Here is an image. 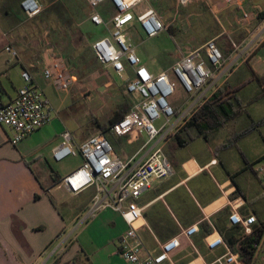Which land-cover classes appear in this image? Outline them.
Listing matches in <instances>:
<instances>
[{
    "label": "crops",
    "instance_id": "crops-1",
    "mask_svg": "<svg viewBox=\"0 0 264 264\" xmlns=\"http://www.w3.org/2000/svg\"><path fill=\"white\" fill-rule=\"evenodd\" d=\"M36 1L41 12L28 19L20 10L21 0H0L2 104L10 102L23 85L22 71L29 73L47 99L50 90L57 94L41 75L50 56L59 55L56 39L70 40L68 33L76 34L87 46L86 56H93L91 43L108 36V29L90 23V10L84 0L81 10L76 9L74 0ZM174 3L175 0H144L133 11V20L124 27L127 38L132 43V34L139 35L141 45L151 43L152 55L165 58L162 67L156 69L151 61L156 56H151L149 61V57L143 54L139 57L135 50L141 64L155 75L168 72L180 55L201 49L207 40H213L224 54L226 67L231 61L236 62L217 81V88L209 90L207 98L225 86L228 92L223 99L229 103V109L225 110L223 127L217 131L203 137L190 129V139L184 147L176 148L173 137L163 145L174 173L155 182L138 198V204L146 205L143 214L146 227L141 226L138 231L148 233L153 248V237L163 242L177 236L178 225L182 228L197 225L191 237L197 254L179 237V247L172 253V260L175 264H188L193 260L197 261L192 264H212L225 251L221 246H210L214 233L209 222L223 242H226L223 231L230 233L226 236L228 240H236L241 235V228L229 223L231 208L241 218L252 215L259 225H264V189L258 174V169L264 165V19H257L261 8L264 9V0L243 1L242 12L249 15L246 21L241 10L226 4L225 0H206V4L200 0L198 8L193 10H186L185 6L179 8ZM145 9L155 10L162 17L168 10L177 9L175 23L165 25V31L156 37L146 38L135 20L136 14ZM74 11L77 19L68 22ZM97 11L109 27L113 14L111 3L104 1ZM254 20H258L257 23H253ZM89 26L97 29L96 36L90 37L85 32ZM168 37L172 43L160 41ZM156 40V44H152L151 41ZM171 44L174 52H171ZM5 46L12 48L17 57L6 53ZM175 53H178L176 59ZM248 56H252L249 61ZM102 67L110 79L108 71L112 69ZM124 68V75L119 78L123 80L120 89L129 103L124 86L132 73L126 64ZM72 97L71 92H64L56 110ZM50 105L55 109L53 103ZM57 115L16 146L9 143L10 131L0 126V264H126L117 252L119 239L127 227L116 212L105 209L84 227L77 225L91 202L94 189L68 193L59 184L64 175L54 167L58 162L52 159L51 153L59 145L64 131L70 133L75 147L93 135L87 136L82 117L79 126L72 115L59 116L60 119ZM134 141L121 154L115 153L110 144L117 157L141 160L148 151V147L141 149L146 141L141 144L140 140ZM212 160L215 163H210ZM81 163L80 158L73 168ZM166 223L173 227L172 231L160 228ZM253 229L256 230V226ZM178 249L183 255L174 259Z\"/></svg>",
    "mask_w": 264,
    "mask_h": 264
},
{
    "label": "built area",
    "instance_id": "built-area-1",
    "mask_svg": "<svg viewBox=\"0 0 264 264\" xmlns=\"http://www.w3.org/2000/svg\"><path fill=\"white\" fill-rule=\"evenodd\" d=\"M84 1L90 10V23L108 29V36L101 37L90 45L94 58L100 65L110 67L120 79L125 72L124 64L132 73V78L124 86L125 95L129 98V110L110 126L109 132L115 138L144 132L147 139L141 149L148 147V151L141 160H135V157L123 160L114 154L109 140L103 134H95L75 147L70 133L64 131L60 134L59 145L52 150V159L60 162L68 157L79 156L82 163L62 177L59 184L70 194H77L89 187L94 189L91 202L77 225L105 209L112 210L121 217L127 229L119 239L117 253L126 264H175L172 253L179 247V237H183L197 254L191 241L197 225L187 228L178 225L177 236L163 242L152 236L155 246L150 248L138 231L139 227H146L143 221L146 205L138 204L137 200L155 182L173 175V167L163 152V145L205 103L209 90L217 88V81L236 60L226 67L227 61L215 42L207 41L201 49L180 55L168 72L151 74L141 64L133 44L124 32V27L134 18L133 11L144 0H108L113 8L109 27L97 11L99 5L106 0ZM192 1L175 0V3L183 7ZM201 1L206 4V0ZM243 1L245 0H225L226 4L240 9L243 21H246L249 15L242 12ZM19 6L28 19L41 12L36 0H21ZM135 20L146 38H154L165 31V26L152 9L137 13ZM4 51L13 58L17 57V53L9 46H5ZM41 75L57 93L67 92L75 82L66 63L56 55H51L44 63ZM21 79L23 85L17 90L15 97L7 104L0 102V126L10 131L9 143L12 146L47 125L53 113L48 99L33 83L27 71L21 72ZM178 87L187 98L182 106L174 107L169 103V98ZM156 122L160 123L158 127H155ZM210 163H215V160ZM258 174L260 186L264 189V165L258 169ZM228 219L231 225L241 228V235L231 248L223 242L209 222L214 233L210 246H221L225 251L212 264H242L240 239L250 236L255 231V226L260 231V237L251 245L252 255L248 264H264V225H259L252 215L241 218L233 208ZM195 261L197 260L188 264Z\"/></svg>",
    "mask_w": 264,
    "mask_h": 264
},
{
    "label": "rangeland",
    "instance_id": "rangeland-1",
    "mask_svg": "<svg viewBox=\"0 0 264 264\" xmlns=\"http://www.w3.org/2000/svg\"><path fill=\"white\" fill-rule=\"evenodd\" d=\"M82 1L83 0L73 1L77 10L82 8ZM199 1L200 0H193L191 3L185 6L187 7L186 10H193L195 8H198ZM174 5L177 6L176 3H174ZM178 7L185 8L180 6ZM261 10L262 11L259 13L257 19H264V9L261 8ZM155 13L158 16V18L161 19L164 26L167 24L175 23L174 19L175 16H177V9L174 11L168 10L166 13H164L165 16L163 17L160 16L156 11ZM208 14L212 16L210 12ZM257 21L258 20H254L253 23L255 22L257 23ZM213 22H214V18H213ZM204 27L206 28L207 25L205 24ZM96 30L97 29H95L94 27L89 26L85 30V32L88 35H90V37H94L97 35ZM68 34L71 37L70 40L58 38L55 41L58 44V48L56 49L57 52L59 53L58 56L65 61L67 66L71 69V74L75 78V82L68 90V92H71V95H73V97L71 99L67 98L64 106H62V108L58 109L57 111L56 107L57 104L59 103L58 100L64 97V92H59V93L56 92L57 94H55L53 91L50 90V92L47 94V97L50 103L51 104L53 103L55 105V109L53 108L54 111L52 113V118L55 117L59 111H61L59 116L66 117L72 115L74 120L77 119V124L80 126L81 125L80 120L82 117L84 122V131L87 133V136L101 134L97 124L107 125L108 121L114 116V114L120 111L119 109L122 104L127 105V107L129 108V103L127 101L128 99L124 97L120 89V87L123 86V80H120L116 76V74L109 69L108 73L111 79L110 80L107 74V70L102 66H100L95 61L92 55L91 56L88 55L86 57L87 46L85 45V43L83 41H79L76 34L73 33H68ZM130 38L132 40L133 45L135 46L136 53L138 54L139 57H141V54H143L145 58L149 57L148 60L150 61L151 56H156L155 58H151L153 67L156 69L162 67L165 58L157 55H152L150 50L151 43L141 45L140 36L137 34H132ZM160 41L166 42V44L172 43L169 37L164 40L162 39ZM207 41H213V40H207ZM151 42L152 44L154 43L156 44L157 40ZM171 48H172L171 52L172 51L174 52V45L171 44ZM174 56L176 59L178 57V53H175ZM251 57L252 56H248L247 61H249ZM185 100H186V95L178 87L176 88L174 94L169 98V103L174 107H179L183 105ZM59 116L57 115V117ZM159 125H160L159 122L155 123V127H158ZM191 133L194 132L191 130ZM146 139L147 137L145 133L139 132L136 133L135 135L131 133L130 135L122 138H115V137L113 139L110 138V142L114 148L115 153L121 154L123 150L127 149L128 144L136 142L134 140H140V142L138 143L141 144L142 142H145ZM79 161H80L79 157H68L58 163H54V167L61 175L65 176L66 174L71 172V170L74 169L73 167H75V165H77ZM98 213L93 215L86 222L82 223L81 228L84 227L86 224H88L93 218H95ZM160 228L171 231L173 229V227L167 223L164 227H160ZM141 233L140 235L142 236L143 240L151 248L153 246V242L150 239V236L148 235V233H146V231H142ZM182 255L183 252L178 249L175 252L174 259H178Z\"/></svg>",
    "mask_w": 264,
    "mask_h": 264
},
{
    "label": "trees",
    "instance_id": "trees-1",
    "mask_svg": "<svg viewBox=\"0 0 264 264\" xmlns=\"http://www.w3.org/2000/svg\"><path fill=\"white\" fill-rule=\"evenodd\" d=\"M81 10V8L79 9ZM77 13L74 11L71 20L77 19ZM168 29V27H167ZM224 57V54H222ZM87 57V56H86ZM228 92V89L223 86L219 88L215 93H213L205 103L197 110V112L192 116V118L173 136V141L175 142L176 148H182L186 145L187 141L190 139L189 130L192 129L196 132V135L206 137L207 134L217 131L223 127L225 121V110L229 109V103L224 101L223 96ZM120 111L114 114V116L108 121V125H98L100 128V133L105 135L107 139L114 138L109 132L110 126L119 120L128 110L127 105H121ZM135 135V134H133ZM137 136V135H136ZM204 227V224L202 225ZM208 232V231H207ZM222 233V231L220 230ZM173 234V233H172ZM229 232L223 231L224 240L229 247H233L236 240L226 239L229 236ZM260 237V231L255 230L250 236L242 237L241 242V252H240V262L242 264H248L249 259L252 255V243L258 241Z\"/></svg>",
    "mask_w": 264,
    "mask_h": 264
}]
</instances>
